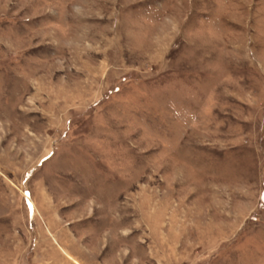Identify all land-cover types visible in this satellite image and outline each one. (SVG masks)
I'll use <instances>...</instances> for the list:
<instances>
[{"label": "rangeland", "instance_id": "1", "mask_svg": "<svg viewBox=\"0 0 264 264\" xmlns=\"http://www.w3.org/2000/svg\"><path fill=\"white\" fill-rule=\"evenodd\" d=\"M0 264H264V0H0Z\"/></svg>", "mask_w": 264, "mask_h": 264}]
</instances>
